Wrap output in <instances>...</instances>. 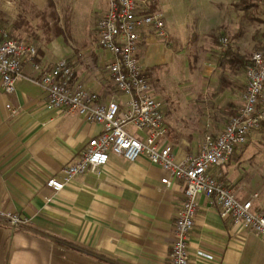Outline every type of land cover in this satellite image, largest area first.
I'll use <instances>...</instances> for the list:
<instances>
[{
    "label": "crops",
    "instance_id": "0c3cea01",
    "mask_svg": "<svg viewBox=\"0 0 264 264\" xmlns=\"http://www.w3.org/2000/svg\"><path fill=\"white\" fill-rule=\"evenodd\" d=\"M236 1L227 2L217 22L195 24L184 40L173 28L179 24L169 1L150 5L162 13L167 38L142 30L138 59L152 96L163 103L166 141L176 162L195 155L203 136L219 133L241 104L244 70L219 62L227 47L246 60L260 48L264 1L254 21L234 7ZM107 10L108 0H0V35L33 44L34 62L43 66L66 60L75 82L102 101L116 97L123 111L127 97L117 93L104 68L112 57L97 46V23ZM220 37L227 38L226 48ZM23 73L36 76L28 63ZM126 129L140 139L145 135ZM100 132L98 124L49 108L40 87L21 81L5 93L0 80V209L28 219L24 227L0 220V264L167 263L184 185L175 179L162 184L169 175L160 166L111 153L98 174L76 175L58 192L46 186ZM263 139L264 125L213 169L236 200H251L254 209H264V180L255 179L250 162L263 176ZM196 204L188 264H264V243L255 233L232 227L202 195Z\"/></svg>",
    "mask_w": 264,
    "mask_h": 264
},
{
    "label": "built area",
    "instance_id": "2783aa9c",
    "mask_svg": "<svg viewBox=\"0 0 264 264\" xmlns=\"http://www.w3.org/2000/svg\"><path fill=\"white\" fill-rule=\"evenodd\" d=\"M154 0H108V10L97 23V46L112 60L104 68L117 93L125 95L122 111L116 97L105 102L98 94L74 81V71L64 59L47 67L34 62L36 47L23 40L0 35V80L5 93H11L18 82L40 87L49 108L74 113L84 121L98 124L101 132L91 138L78 158L62 169L61 178H48L46 186L58 192L74 176L84 172L98 174L109 155L115 154L133 162L140 157L160 166L170 179L183 182V202L173 222V241L166 264H188V237L197 211L196 199L202 195L223 219L234 228L252 231L264 243V209H254L251 200L240 202L213 173L227 162L235 149L247 142L250 133L264 124V40L252 52L244 70L245 88L237 113L229 118L216 135L205 134L195 155L175 161L172 146L166 141L163 103L151 94L150 83L138 59L140 32L149 30L157 39L165 40L167 31L161 12L150 8ZM220 46L228 40L219 38ZM30 64L36 76L23 73ZM143 132V139L126 129ZM0 220L13 227H24L28 219L12 211L0 209ZM199 256L210 259L203 252Z\"/></svg>",
    "mask_w": 264,
    "mask_h": 264
},
{
    "label": "rangeland",
    "instance_id": "374dc122",
    "mask_svg": "<svg viewBox=\"0 0 264 264\" xmlns=\"http://www.w3.org/2000/svg\"><path fill=\"white\" fill-rule=\"evenodd\" d=\"M169 5L172 9V17L177 22L178 26H174L175 30H178V33H181L183 40L187 38V31L193 28L195 24L205 25L208 22H217L222 15H225L226 4L229 0H168ZM220 15V16H219ZM182 26V27H181ZM251 146H254L252 144ZM262 146L264 149V139L258 145ZM263 157V156H262ZM250 166L255 168L257 171L255 179L262 178L264 180V175L262 176V171H260L255 164L250 162ZM258 169V170H257ZM261 188V187H260ZM258 189V188H257Z\"/></svg>",
    "mask_w": 264,
    "mask_h": 264
},
{
    "label": "trees",
    "instance_id": "16d2710c",
    "mask_svg": "<svg viewBox=\"0 0 264 264\" xmlns=\"http://www.w3.org/2000/svg\"><path fill=\"white\" fill-rule=\"evenodd\" d=\"M263 1L264 0H237L234 3V7L241 9L244 12V16L247 18L248 21H254L257 20L255 18V12L259 6L258 4ZM248 59L246 60L240 57L236 52H233L231 48L227 47L225 50H223V58L221 59L219 64L227 65L233 71L245 70ZM219 81L222 83L223 87V82L225 81V78L221 77Z\"/></svg>",
    "mask_w": 264,
    "mask_h": 264
}]
</instances>
